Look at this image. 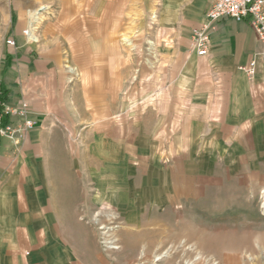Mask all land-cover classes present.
Listing matches in <instances>:
<instances>
[{"label": "rangeland", "instance_id": "rangeland-1", "mask_svg": "<svg viewBox=\"0 0 264 264\" xmlns=\"http://www.w3.org/2000/svg\"><path fill=\"white\" fill-rule=\"evenodd\" d=\"M82 1L91 12L92 0ZM62 2L0 0V78L18 46L16 27L32 59L43 58L44 28L67 8ZM33 10L42 16L38 40L27 42ZM157 11V0H117L116 34L101 38L100 53L60 55L67 85L60 115L32 129L42 134L43 172L52 176L45 200L70 248L90 264H264V135H245L229 155L199 164L152 140L157 118L148 96L167 73L170 43ZM95 85L99 103L86 91ZM14 137L0 142L24 139Z\"/></svg>", "mask_w": 264, "mask_h": 264}, {"label": "crops", "instance_id": "crops-1", "mask_svg": "<svg viewBox=\"0 0 264 264\" xmlns=\"http://www.w3.org/2000/svg\"><path fill=\"white\" fill-rule=\"evenodd\" d=\"M80 2L85 4L63 0L67 8L44 28L50 47L40 51L43 58L32 59L33 47L26 43L21 27L14 30L18 46L8 51L12 63L4 64L0 84L10 90L6 105L26 101L36 124L60 115L67 86L60 55L100 53L101 38L116 34L117 0H92L87 13ZM157 2V21L165 33L169 31L170 43L164 48L167 73L158 77L157 89L151 99L148 96L157 118L153 142L168 149L173 158L199 164L229 155L246 141L245 135L260 141L264 44L253 27L247 20L222 19L211 30L208 53L198 55L192 48L193 30L204 23L212 0ZM31 13H36L37 19L31 18L30 23L38 40L35 28L42 16L38 10ZM26 37L27 42L33 41L28 32ZM252 60H256V74L250 77L242 67ZM95 86L96 90L86 91L92 102L99 103ZM32 129L21 142H0V264H90L70 248L62 222L45 200L44 183L52 176L43 172L42 134Z\"/></svg>", "mask_w": 264, "mask_h": 264}, {"label": "built area", "instance_id": "built-area-1", "mask_svg": "<svg viewBox=\"0 0 264 264\" xmlns=\"http://www.w3.org/2000/svg\"><path fill=\"white\" fill-rule=\"evenodd\" d=\"M224 18H232L238 21L247 20L255 30L259 40L264 44V0H212L211 7L206 14L204 23L193 30L192 48L198 55H206L211 41V30ZM26 33V31H25ZM7 43L15 44L13 38H9ZM242 69L250 76L256 74V60H252L249 65ZM29 104L22 101L19 105L11 107L6 102L0 100V138L13 133L15 141L23 137L32 129L36 121L30 115ZM9 116L7 124L3 125L5 115ZM12 117H18L17 123H14Z\"/></svg>", "mask_w": 264, "mask_h": 264}, {"label": "trees", "instance_id": "trees-1", "mask_svg": "<svg viewBox=\"0 0 264 264\" xmlns=\"http://www.w3.org/2000/svg\"><path fill=\"white\" fill-rule=\"evenodd\" d=\"M10 90L0 84V100L2 103H5L8 100ZM9 120V116L6 114L3 118V125L5 126Z\"/></svg>", "mask_w": 264, "mask_h": 264}, {"label": "bare ground", "instance_id": "bare-ground-1", "mask_svg": "<svg viewBox=\"0 0 264 264\" xmlns=\"http://www.w3.org/2000/svg\"><path fill=\"white\" fill-rule=\"evenodd\" d=\"M35 15H36V13H33L32 14V18H33V20H35V19H37V17H35ZM31 28V27H30ZM27 32V31H26ZM29 39L30 40H33V41H36L37 40V37L34 35V33H33V29H31L30 31H29ZM161 256H158V259L160 258Z\"/></svg>", "mask_w": 264, "mask_h": 264}]
</instances>
